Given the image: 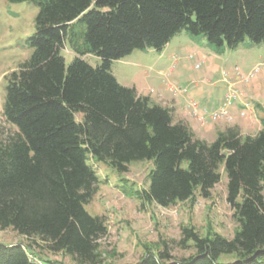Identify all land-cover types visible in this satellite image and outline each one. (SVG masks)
<instances>
[{
    "label": "trees",
    "instance_id": "1",
    "mask_svg": "<svg viewBox=\"0 0 264 264\" xmlns=\"http://www.w3.org/2000/svg\"><path fill=\"white\" fill-rule=\"evenodd\" d=\"M6 1L32 3L38 12L31 55L5 88L3 117L16 132L0 138V230L75 264H101L107 226L84 208L100 182L91 160L119 174L152 162L146 189L120 190L164 208L195 192L208 198L222 169L239 226L232 239L185 228L181 243L193 244V256L176 261L166 248L136 264H264V123L253 136L235 126L200 140L170 109L120 86L110 71L136 50L161 51L181 31L203 35L218 53L246 38L264 43V0ZM66 45L75 55L67 66ZM86 55L100 65L87 64ZM34 254L31 244L0 243V264H48Z\"/></svg>",
    "mask_w": 264,
    "mask_h": 264
},
{
    "label": "rangeland",
    "instance_id": "2",
    "mask_svg": "<svg viewBox=\"0 0 264 264\" xmlns=\"http://www.w3.org/2000/svg\"><path fill=\"white\" fill-rule=\"evenodd\" d=\"M37 12L38 8L29 2L10 4L0 0L1 139L16 132L3 117L5 88L8 75L31 55L27 41L34 34ZM61 55L66 66L75 56L67 45ZM83 60L92 67L100 65V60L92 55L84 56ZM171 69L174 72H170ZM160 70L163 73L159 74ZM110 71L120 86L134 88L140 96L149 95L152 103L170 109L175 122L179 119L187 124V119L191 118L198 121L202 129H208L209 124L221 125L224 130L236 126L242 136L255 135L258 128H263L264 43L254 44L246 38L235 49L225 48L218 53L208 45L203 35L191 36L181 31L161 51L136 50L112 62ZM195 83L205 89L224 87V95L226 87L232 86L239 94V99L232 105L245 101L251 108L250 114L241 116L233 113L230 121L213 123L209 119L199 120L189 109L183 119L182 114L169 108L170 98L182 95L181 89L190 93ZM160 89H164L168 96L159 93ZM204 131L207 132L205 140H212V134ZM90 164L100 182L96 194L84 208L90 216L102 217L107 226V236L99 241L101 264H136L146 252L158 253L166 248L173 260L187 259L195 251L191 242L181 243L183 229H192L201 238L218 234L232 239L239 228L226 201L227 178L222 169L221 180L208 198H202L195 192L190 200L164 208L154 203L141 204L134 196L120 190L122 185H128L126 188L133 191L146 189L152 162L131 163L123 174L93 160ZM0 243L31 244L34 255L48 261V264H75L66 255H53L39 249L34 241H28L10 229L0 230ZM223 260L230 261L229 258Z\"/></svg>",
    "mask_w": 264,
    "mask_h": 264
},
{
    "label": "crops",
    "instance_id": "3",
    "mask_svg": "<svg viewBox=\"0 0 264 264\" xmlns=\"http://www.w3.org/2000/svg\"><path fill=\"white\" fill-rule=\"evenodd\" d=\"M173 70L174 69H171L170 72H174ZM158 73L161 74L163 72L160 70V71H158ZM136 92L138 93L137 90H136ZM159 93L163 94L164 97L168 96L167 92L165 93L164 89H160ZM180 93L182 95L175 96L173 99L170 98L169 108H172L173 110H176L179 114H182L183 115L182 118L184 119L185 115L187 114L186 112H189V106H188L189 102L192 100L196 101L202 108H205L208 111L217 109L223 102L225 88L223 87L222 89H220V88L219 89H205V88L199 87L195 83V86H194L193 90L190 91V93H188V91L185 93L184 92H180ZM138 95H140V93H138ZM143 96L149 97V95H144V94H143ZM244 102L241 100L240 102L235 104L232 107V113L237 115V113H239L243 109L242 104ZM177 121H180V120L178 119ZM187 124L192 129V131L194 132L196 138H198L200 140H204L206 142H212L216 137L215 133L216 132L217 133L222 132L224 130L223 127H221V125L219 126L218 124H209L208 129H202L201 127H199L198 121L191 119V118H190V120L187 119ZM204 130H207L208 132H210V134H212V136H210V138L212 140H210V141L205 140V134H207V132H205ZM260 130H261V128H258L256 133ZM197 131H202L204 133H198L197 134ZM246 135H248V134H246ZM250 136H253V135H250Z\"/></svg>",
    "mask_w": 264,
    "mask_h": 264
},
{
    "label": "built area",
    "instance_id": "4",
    "mask_svg": "<svg viewBox=\"0 0 264 264\" xmlns=\"http://www.w3.org/2000/svg\"><path fill=\"white\" fill-rule=\"evenodd\" d=\"M180 91L184 92L185 90L181 89ZM238 95V92L234 91V88H232V86H227L223 102L217 109L208 111L205 108H200L199 104L193 100L189 102L188 106L194 117L199 118V120L209 119L213 123L218 121H230V119L234 115L232 113V107L235 104H232L236 99H239ZM243 106L244 108L238 114H240L241 116L250 114L251 108L249 107V105L247 103H244Z\"/></svg>",
    "mask_w": 264,
    "mask_h": 264
}]
</instances>
